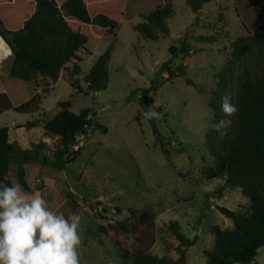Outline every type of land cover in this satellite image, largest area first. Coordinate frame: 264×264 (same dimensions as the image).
Returning a JSON list of instances; mask_svg holds the SVG:
<instances>
[{"label":"rangeland","instance_id":"1","mask_svg":"<svg viewBox=\"0 0 264 264\" xmlns=\"http://www.w3.org/2000/svg\"><path fill=\"white\" fill-rule=\"evenodd\" d=\"M167 3L174 10L167 20L168 37L149 40L134 30L151 11ZM223 4L230 7L222 8L221 15L215 2L205 4L195 14L187 0H128L126 18L116 37L87 46L91 55L84 56L75 75L84 93H79L63 74L49 86L40 81L39 91L34 82L10 77L12 51L9 57H0V94H6L15 106L38 104L32 113H1L0 129L26 126L37 120L46 123L62 110L79 114L86 108L106 129V133L91 129L87 136L77 138L74 150L80 149L81 155L64 170L51 171L56 188L43 194L53 208L60 194L57 186L77 193L68 198V207L59 213L80 217V264H130L122 259L114 243L115 234L104 232L128 218L129 209L155 212L157 242L152 253L160 258L178 256L179 243L171 222L178 223L187 238L197 237V243L187 250L188 264H207L204 251L213 246L212 226L233 228L232 220L222 215L218 206L241 214L249 212L250 200L240 189L223 188L222 181H208L203 176L205 168L214 166L206 138L216 128L217 113L211 102L220 98L217 76L231 58L232 43L248 36L232 0ZM261 34L264 25L256 26L251 35ZM0 44L9 50L3 38ZM110 46L109 84L100 93L87 92L85 77ZM172 47L177 58L171 68L175 71L182 67L185 74L171 82L160 67L171 59ZM145 99L150 106L163 110L155 125L144 113ZM49 138L52 156L57 141ZM37 139L38 132L29 128L11 132V141L24 149H30ZM37 173L31 171L26 177L32 186ZM9 180L12 184L18 182L15 169ZM120 237L132 243L128 234ZM255 262L264 264V247L259 249Z\"/></svg>","mask_w":264,"mask_h":264},{"label":"trees","instance_id":"2","mask_svg":"<svg viewBox=\"0 0 264 264\" xmlns=\"http://www.w3.org/2000/svg\"><path fill=\"white\" fill-rule=\"evenodd\" d=\"M223 0H187L195 14L205 4ZM242 0H239V3ZM128 0H0V35L10 47L13 65L10 77L21 82H34L41 90L40 81L56 82L63 74L71 85L84 93L80 82L75 79L84 56L91 55L87 46L103 38H115L126 18ZM241 3H244L241 2ZM248 9H237L248 36L237 38L231 45V58L217 76L219 100L211 102L216 111L214 123L230 120L227 127L215 128L207 135L206 143L214 166L205 168L203 176L208 181L223 180V188H238L250 200L247 214H241L222 206L219 212L232 220V229L218 225L210 228L214 237L213 246L204 251L207 264H257L259 249L264 247V34L251 35L257 22L244 21ZM243 13V15H242ZM174 15L173 6L167 3L151 11L145 22L134 26V30L146 39L159 40L170 35L167 20ZM258 21L259 18L255 19ZM215 41V38H211ZM175 48L170 49L171 59L162 64L160 70L169 74L172 82L185 74L180 67L173 71L171 65L177 58ZM112 46L100 55L91 71L85 77L87 92L104 91L110 80L109 64ZM72 69V70H70ZM228 96L236 111L225 116L221 111L222 98ZM146 100V99H145ZM38 104L15 106L6 94H0V114L13 110L18 113H32ZM148 121L155 125L163 110L142 104ZM154 112L157 115L149 116ZM28 122L26 126L14 129H0V185L10 186L9 175L16 168L19 183L29 191L25 180V168L30 164L64 170L80 155L74 150L77 138L88 135L91 129L106 133L94 112L83 109L79 114L62 110L52 120L43 123ZM24 128L38 132V139L32 141L30 149L11 141V132ZM44 137L56 138L55 150L49 153ZM224 189H222L223 191ZM120 214L121 209L117 208ZM129 217L108 227L105 234L114 233V243L121 257L130 264H188L187 250L198 238H187L176 222L170 223L179 243L177 258L158 257L152 253L157 242L156 214L152 210H128ZM128 234L132 239L127 244L120 235Z\"/></svg>","mask_w":264,"mask_h":264},{"label":"clouds","instance_id":"3","mask_svg":"<svg viewBox=\"0 0 264 264\" xmlns=\"http://www.w3.org/2000/svg\"><path fill=\"white\" fill-rule=\"evenodd\" d=\"M221 111L226 117L236 111L228 96L222 98ZM230 123L222 119L215 127ZM79 221L77 214L52 211L43 196L18 182L0 188V264H80Z\"/></svg>","mask_w":264,"mask_h":264},{"label":"crops","instance_id":"4","mask_svg":"<svg viewBox=\"0 0 264 264\" xmlns=\"http://www.w3.org/2000/svg\"><path fill=\"white\" fill-rule=\"evenodd\" d=\"M224 1L225 0L216 1L215 2V3H217V6H218L217 9L219 11V15H221L220 13H222V8L227 10L230 7V6L224 5L223 4ZM243 1H244V3H241ZM232 2H233L234 10L236 11V13H237V9L238 8H240L242 10L244 9L246 11L248 9L256 11L257 14L246 12L243 15V13H242L244 21H246L247 23H250V24H252L254 22H257V26L264 25V0H242V1H240V3H239V0H232ZM237 16H238V18L240 19V21L242 23V19L239 17L238 13H237ZM254 18L255 19L259 18V20L255 21ZM12 129H14V128H12ZM49 141H50L49 137L42 138V142L47 144L48 147L50 146ZM13 169L16 170V168H13ZM53 169L54 168H51V167H48V166H41L39 164H30V165H28L25 168V180H26L27 186L29 188V191H27V192L33 193V194L38 193L41 196H43V194H49L50 190L55 189L56 188L55 186L57 184L52 178V176H54V175H52V172H51ZM34 170L36 172H38L37 173L38 175H37V178H36V182L32 186V185H30V183L28 182L26 177H27L28 174L31 173V171H34ZM57 171H59V170H57ZM16 172H17V170H16ZM17 179H18V175H17ZM219 181H222V187H223L224 181L223 180H219ZM18 182H19V180H18ZM11 185H12V183L10 182V186ZM4 186H7V185L1 184L0 188H3ZM39 186H43L44 189L43 190H39ZM57 190H59V192H60V194H59L60 196L58 195L59 199L54 198V199L58 200L57 203H56L57 206L55 205L53 208H51L50 203L48 202V199H45V200L47 202V206L52 211H55V212L59 213L64 208L68 207L67 206L68 198H73V196L75 194H77V193L74 192L71 189H66V187H60V186H57ZM62 195H64V197H62Z\"/></svg>","mask_w":264,"mask_h":264},{"label":"bare ground","instance_id":"5","mask_svg":"<svg viewBox=\"0 0 264 264\" xmlns=\"http://www.w3.org/2000/svg\"><path fill=\"white\" fill-rule=\"evenodd\" d=\"M0 42H2V37L0 36ZM1 45V44H0ZM9 50L4 49L2 46H0V56L4 58V56L9 54Z\"/></svg>","mask_w":264,"mask_h":264},{"label":"built area","instance_id":"6","mask_svg":"<svg viewBox=\"0 0 264 264\" xmlns=\"http://www.w3.org/2000/svg\"><path fill=\"white\" fill-rule=\"evenodd\" d=\"M1 36V35H0ZM4 40V39H3ZM5 41V40H4ZM7 44V43H6ZM8 46V45H7ZM9 47V46H8ZM9 50H10V48H9ZM11 55V50H10V52H9V54L8 55H6V56H4V58H7V57H9ZM1 57V56H0Z\"/></svg>","mask_w":264,"mask_h":264}]
</instances>
